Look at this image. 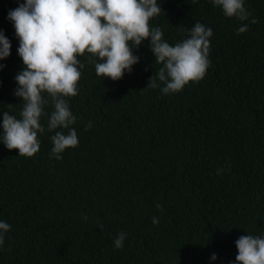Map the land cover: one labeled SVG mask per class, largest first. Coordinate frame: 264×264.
<instances>
[{
    "label": "trees",
    "instance_id": "16d2710c",
    "mask_svg": "<svg viewBox=\"0 0 264 264\" xmlns=\"http://www.w3.org/2000/svg\"><path fill=\"white\" fill-rule=\"evenodd\" d=\"M23 2L0 0V30L11 42L0 60V121L5 111L19 119L23 107L14 95L23 64L8 19ZM157 3L162 13L150 24L172 46L196 22L213 30L206 74L164 95L146 86L162 66L149 39L116 81L80 56L78 95L66 97L78 146L57 160L47 116L32 157L0 142V221L11 225L0 264H235L240 236L264 238V0H244L258 23L239 35L248 22L210 0Z\"/></svg>",
    "mask_w": 264,
    "mask_h": 264
},
{
    "label": "clouds",
    "instance_id": "9594fccd",
    "mask_svg": "<svg viewBox=\"0 0 264 264\" xmlns=\"http://www.w3.org/2000/svg\"><path fill=\"white\" fill-rule=\"evenodd\" d=\"M210 2L220 7L226 17L248 22L241 23L237 35L246 32L249 24L258 23L245 8L244 0ZM161 13L157 0H24L10 10L8 19L13 23L19 41L17 54L23 64L15 76L14 95L23 101V107L19 119L9 111L3 113L0 142L21 156L32 157L40 148L38 133L45 131L41 118L47 116V130L55 133L50 137L51 154L57 160L62 159L60 154L67 148L78 146V135L72 127L77 118L66 97L78 95L81 69L85 66L79 57L85 53L97 76L116 81L138 62L133 48L149 39L154 61L162 66L156 76L149 78L147 87L159 88L168 95L201 80L210 65L213 30L196 22L187 29L186 37L172 46L163 39L162 30L150 24ZM10 50L11 42L0 30V60L7 58ZM48 105L53 109L50 114L45 112ZM91 127L89 122L85 130ZM222 171L217 169V174ZM82 219L88 217L82 214ZM158 222V217L152 218L154 225ZM97 226L102 230L101 223ZM10 228V224L0 221V246ZM126 235L121 231L114 238L116 249L123 248ZM235 245V264H264V238L242 235ZM216 258L215 253L211 254L210 259Z\"/></svg>",
    "mask_w": 264,
    "mask_h": 264
}]
</instances>
